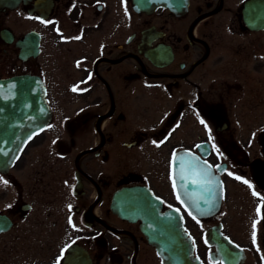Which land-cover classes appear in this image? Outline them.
<instances>
[{
	"label": "flooded vegetation",
	"instance_id": "af4514ba",
	"mask_svg": "<svg viewBox=\"0 0 264 264\" xmlns=\"http://www.w3.org/2000/svg\"><path fill=\"white\" fill-rule=\"evenodd\" d=\"M151 1L154 8L139 12L137 0H0V31L7 29L0 32V67H36L49 108L9 169L0 171V264H163L140 221L112 206L115 192L129 185L149 188L161 210L178 209L195 242L194 264H264V216L261 228L246 234L238 227L239 209L222 214L227 196L230 206L243 194L264 196V130L238 141L222 123L175 148L197 151L200 143L214 170L223 168L220 208L195 220L174 188L176 200L168 199L170 160L160 182L152 162L136 160L137 150L144 155L153 144L137 121L139 55L147 63L144 76L168 94L200 91L203 83L240 86L239 77L259 83L264 29H250L243 8L250 1L260 10L264 0H187L175 9ZM32 30L38 52L22 57L18 41ZM234 39L224 61L218 48ZM45 56L49 79L42 73ZM221 67L226 80L201 79ZM25 72L0 70V77ZM171 114L180 111L166 117Z\"/></svg>",
	"mask_w": 264,
	"mask_h": 264
},
{
	"label": "water",
	"instance_id": "95a60500",
	"mask_svg": "<svg viewBox=\"0 0 264 264\" xmlns=\"http://www.w3.org/2000/svg\"><path fill=\"white\" fill-rule=\"evenodd\" d=\"M151 2V0H137L138 11H150L154 8L149 6ZM154 2H165V5L175 9L184 6L187 0H154ZM251 3L246 2L243 8L245 23L251 29L264 28V6L262 5L260 10H255ZM0 32L4 35L7 29L3 28ZM37 40V32H28L24 39L18 41L19 55L22 57L36 55ZM48 111L45 88L39 75L21 73L0 78V171L8 170L24 141L42 125L38 122L44 121ZM198 148L205 156L206 151H202L200 144ZM175 154L185 160L195 157L201 165L210 166L209 171L214 180L208 192L189 184L187 191L194 198L190 200L184 195L185 189L179 179V163L177 161L174 165L172 157L171 169L177 180L176 193L179 192L186 201L185 207L198 217L216 212L222 196L219 172H215L210 162L190 149H179ZM218 168L219 171L223 170L219 166ZM205 200L209 203H205ZM194 202L199 203V210L194 206L189 207ZM112 206L121 210L122 216L131 220H140L141 230L155 246L163 264H194L191 240L184 231L179 212L175 207L161 210V199L149 188L143 185L122 186L115 192Z\"/></svg>",
	"mask_w": 264,
	"mask_h": 264
},
{
	"label": "rangeland",
	"instance_id": "374dc122",
	"mask_svg": "<svg viewBox=\"0 0 264 264\" xmlns=\"http://www.w3.org/2000/svg\"><path fill=\"white\" fill-rule=\"evenodd\" d=\"M139 16V23L142 17ZM228 31V29H226ZM237 40H224L219 46V52L224 55V61L230 56L231 50L229 43ZM264 54V51L261 52ZM229 55V56H228ZM45 61L42 67V73L49 79V70H51L50 59L45 56ZM139 76L137 90V121L139 128L148 129L150 132L149 138L153 144L148 148L143 155L140 150H137V162L147 160L152 162L154 168V181L160 182L158 173L163 169L166 161L170 160L172 150L184 144H192L198 139V134L205 137L209 134L216 125L221 126L222 123H227L226 127L233 129L236 140L241 141V134L259 133L264 130V75H262L259 83L242 80L238 85H228L226 80L229 74L227 70L221 67L217 76L207 74L202 80L211 78L223 80L217 82L216 87H208L205 83L202 84L200 91L187 89L185 93H167L162 90L161 85H156L155 88L148 81V77L144 76V71L147 69V63L144 58L139 59ZM36 67H0V70L10 72H18L20 70L34 72ZM205 67H200L203 69ZM7 69V70H6ZM148 70V69H147ZM148 78V79H147ZM148 81V82H147ZM183 102V104H182ZM198 102L197 106L193 103ZM182 104V107L179 104ZM180 111L177 117L166 115L168 112ZM208 115V116H206ZM203 121V123H202ZM226 132V131H223ZM222 132V133H223ZM169 134V143L171 147L169 152L165 145L166 135ZM153 139V140H152ZM178 144V145H177ZM159 145V146H157ZM261 148L256 151H250V155H259ZM141 155V156H140ZM168 158V159H167ZM167 159V160H166ZM132 160H135L132 158ZM232 172L225 173L230 176ZM264 175V174H263ZM170 177L169 198L175 201L173 187ZM226 197L223 202V212H226L227 207L239 209L237 214L238 227H243L244 233H251L255 228L260 229L262 226V217L264 216V196L257 198L254 195H242L239 200H233ZM259 208V213L257 209ZM236 212V211H235ZM243 212V215L241 213ZM230 216L226 217V220ZM233 218L235 217L232 216ZM232 217L227 220V223H232ZM236 223V224H237Z\"/></svg>",
	"mask_w": 264,
	"mask_h": 264
},
{
	"label": "snow or ice",
	"instance_id": "6c2138e0",
	"mask_svg": "<svg viewBox=\"0 0 264 264\" xmlns=\"http://www.w3.org/2000/svg\"><path fill=\"white\" fill-rule=\"evenodd\" d=\"M73 91H76V88H73ZM177 161L179 163V179L182 182V185L185 189L184 195L186 197H188L190 200L194 199L192 195L189 194V192L187 191L189 184L199 187L205 192L211 190V186L213 185L214 180L209 171L210 166L201 165L200 162L195 157L191 158L190 160H185L183 157L178 158L177 155L173 153V164L175 165ZM4 183L6 184L7 181H4ZM173 188L174 190L177 188V180L175 178V173L173 175ZM177 200L180 201L181 204L186 203V201L182 199L181 194L179 192H177ZM205 203H209V201L205 200ZM192 206H194L197 210H199L198 202H194L193 205H189V207ZM257 211L259 213V208L257 209ZM188 214L191 215L194 220L196 219V216L193 215L191 211H189ZM254 229H255V224H254ZM253 240L255 242V232L253 234ZM205 242L207 243V240ZM194 243L195 242L193 241V245ZM57 264H59V261L57 262Z\"/></svg>",
	"mask_w": 264,
	"mask_h": 264
}]
</instances>
